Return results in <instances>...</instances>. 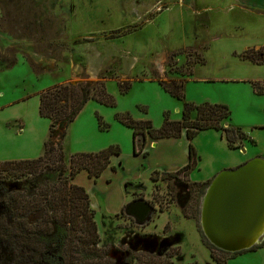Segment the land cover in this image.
Segmentation results:
<instances>
[{"label":"rangeland","instance_id":"374dc122","mask_svg":"<svg viewBox=\"0 0 264 264\" xmlns=\"http://www.w3.org/2000/svg\"><path fill=\"white\" fill-rule=\"evenodd\" d=\"M260 3L264 7V0ZM239 4L0 0V162L36 160L46 142L63 143L66 157L117 147L119 156L111 158L97 179L81 172L72 182L89 196L96 250L105 255V264H264V239L250 250L224 253L206 241L200 227L205 190L242 150L229 149L220 132L207 130L191 141L184 132L179 138L157 141L145 136L143 148L138 137L135 155L132 130L116 120L128 116L159 129L166 117L180 122L186 102L226 106L233 127L264 125V93L254 100L251 84L236 82L264 79V66H250L251 59L241 58L249 51L263 52L264 11L240 10ZM182 81V101L161 87L177 91ZM98 83L114 106L88 101L71 124H58L51 135L50 122L38 112L39 95L66 84ZM121 85L130 86L127 93H120ZM255 134L261 136L255 149L259 151L264 148V129ZM189 144L196 155L189 176L161 178V173L187 164ZM243 144L253 146L249 141ZM55 175L50 174L48 182ZM19 187L28 192L27 184ZM134 200L154 208L146 225H135L123 212ZM79 236L77 232L70 251L78 247ZM17 254L1 247L0 264H10ZM74 258L76 263L84 257L78 253Z\"/></svg>","mask_w":264,"mask_h":264},{"label":"trees","instance_id":"16d2710c","mask_svg":"<svg viewBox=\"0 0 264 264\" xmlns=\"http://www.w3.org/2000/svg\"><path fill=\"white\" fill-rule=\"evenodd\" d=\"M256 52L258 54L249 51L241 58L251 59L254 65H262L264 49L263 52L262 49ZM190 74L189 71L184 77ZM161 87L179 101L183 100V81L175 86L177 91L167 86ZM252 87L257 94L264 92V85L254 83ZM129 88V85H121L119 91L125 94ZM88 101L111 107L115 103L103 84H66L42 92L39 95L38 112L50 122L49 132L52 135L58 124L66 123L65 127L71 124ZM230 118L231 113L224 105L185 102L181 121L172 122L166 117L159 129H154L149 121L137 122L128 116H117L116 120L132 130L133 153L136 155L138 137L143 148L145 136L157 141L176 139L184 132L186 139L191 141L199 132L207 130L220 132L227 147L236 149L235 142L245 139V136L228 125ZM119 154L117 147H109L95 154L66 157L63 143L53 146L46 142L43 154L36 160L0 162V248L6 246L18 252L10 264H90L85 259L92 260V264L93 260L95 264H105V255H98L100 250H96L98 241L89 196L83 188L72 182L81 172H86L91 179H97L110 165L111 158ZM143 155L145 157L146 153ZM195 166L196 155L189 144L187 164L177 171L163 172L160 176L168 179L189 176ZM53 173L56 174L53 181L48 182ZM156 173L151 176V180ZM21 182L27 184L28 192L19 187ZM77 232L80 233L77 238L80 245L77 244L78 247L70 251L68 247L74 243ZM78 253L84 258H79L82 262L75 263L74 255Z\"/></svg>","mask_w":264,"mask_h":264},{"label":"water","instance_id":"95a60500","mask_svg":"<svg viewBox=\"0 0 264 264\" xmlns=\"http://www.w3.org/2000/svg\"><path fill=\"white\" fill-rule=\"evenodd\" d=\"M152 208L144 201L128 204L124 213L143 225ZM200 227L206 241L224 253L250 250L264 239V158L218 172L204 192Z\"/></svg>","mask_w":264,"mask_h":264},{"label":"crops","instance_id":"0c3cea01","mask_svg":"<svg viewBox=\"0 0 264 264\" xmlns=\"http://www.w3.org/2000/svg\"><path fill=\"white\" fill-rule=\"evenodd\" d=\"M237 2H239V6L237 5H232L231 7H238L240 10H245V11H264V7L261 5V0H257L256 2H254L253 0H237ZM254 2V4H252ZM258 2V3H257ZM254 5H257L256 8ZM230 7V8H231ZM254 48H259V47H254ZM252 49V48H251ZM244 62V61H242ZM245 63V62H244ZM253 67H257V65H250ZM259 66H264V63L262 65ZM258 74V72H257ZM236 82H243V83H249L251 84H259V86H263L264 85V79H261L260 77H255L253 79H243V80H238ZM264 92H262L261 94H263ZM261 94H257L256 90L252 87V90H249V95L252 97V99L256 100L255 98H253L254 96H261ZM231 120V118H230ZM231 122H229V126L233 127L232 124H230ZM264 125L261 124H250V125H245V126H235L233 128L238 129L244 136L245 139H242V141H240L241 143L236 145V149H231V150H238L239 152H241V150L243 152L242 155L239 153L238 156L235 157V161L230 163V165L223 167L222 169H234L240 165H242L243 163L247 162L248 160L252 159V158H256V157H261L264 158V148H262V150H255L257 147H259V141L261 136H258L255 134V132L260 131V129H264L262 128ZM245 141H249L251 143L252 148L251 147H247L245 146V144H243V142ZM242 156V158H240Z\"/></svg>","mask_w":264,"mask_h":264},{"label":"flooded vegetation","instance_id":"af4514ba","mask_svg":"<svg viewBox=\"0 0 264 264\" xmlns=\"http://www.w3.org/2000/svg\"><path fill=\"white\" fill-rule=\"evenodd\" d=\"M136 201H142V200H134L133 202H136ZM145 202V201H144ZM147 203V202H146ZM148 204V203H147ZM149 206H150V204H148ZM151 208H152V210L154 211V208L152 207V206H150ZM125 209V208H124ZM123 209V210H124ZM124 212V211H123ZM125 214V213H124ZM126 215V214H125ZM128 217V216H127ZM151 217V216H150ZM129 219H131L132 221H133V223L135 224V225H138L137 224V222H136V220L135 219H133V218H131V217H128ZM147 224V222L146 223H144L143 225H146ZM138 226H142V225H138Z\"/></svg>","mask_w":264,"mask_h":264}]
</instances>
